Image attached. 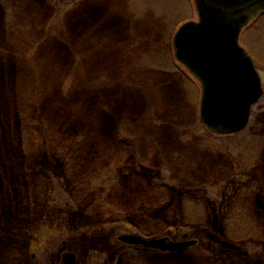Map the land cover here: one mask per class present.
I'll list each match as a JSON object with an SVG mask.
<instances>
[{
	"label": "rangeland",
	"instance_id": "1",
	"mask_svg": "<svg viewBox=\"0 0 264 264\" xmlns=\"http://www.w3.org/2000/svg\"><path fill=\"white\" fill-rule=\"evenodd\" d=\"M197 18L194 0H0V264H51L64 245L74 264H264V96L243 131L206 129L201 83L172 46ZM240 40L264 77V15ZM57 115L86 130L61 133ZM107 129L133 134L140 162L104 151ZM81 148L101 160L82 169ZM142 155L164 196L135 189L125 205L122 183L80 182L105 159L158 179ZM130 232L198 243L140 250L119 240Z\"/></svg>",
	"mask_w": 264,
	"mask_h": 264
},
{
	"label": "water",
	"instance_id": "2",
	"mask_svg": "<svg viewBox=\"0 0 264 264\" xmlns=\"http://www.w3.org/2000/svg\"><path fill=\"white\" fill-rule=\"evenodd\" d=\"M198 19L180 25L173 38L174 53L201 82L200 116L218 133L242 130L263 88L254 60L239 41L242 28L264 10V0H194ZM121 240L182 251L196 239L173 241L168 236L144 238L136 233ZM75 253L67 259L75 261Z\"/></svg>",
	"mask_w": 264,
	"mask_h": 264
},
{
	"label": "trees",
	"instance_id": "3",
	"mask_svg": "<svg viewBox=\"0 0 264 264\" xmlns=\"http://www.w3.org/2000/svg\"><path fill=\"white\" fill-rule=\"evenodd\" d=\"M170 56H172V52L171 50L169 52H167V59H171L169 58ZM178 72H182L184 73L178 66L177 68H175ZM181 75L183 76L184 74ZM57 117L59 118H55L58 122L61 123H55L56 126H58L60 128V132L62 133L63 131H66L67 133L69 132H73L74 134L76 133H82L83 130H86L84 128H80L79 126L76 125L75 126H71L68 125L67 123L63 122V119L60 118L59 115H57ZM129 132V131H128ZM102 135L105 137V142L109 143L107 145H105L104 151H108V147H115V148H120L119 149V158L122 160L125 157V160L128 159L129 160L135 162V160H137V162H140L138 159H135V157L130 156L129 153H134L137 155L138 154L136 152H131L132 150V145H134L136 143V140L134 137H132L133 134L130 133H126V134H121L119 135V133L117 134H112V132H110V130L107 129L106 132L102 131ZM84 144V143H83ZM83 144H78V145H83ZM84 146V145H83ZM76 151V150H75ZM85 149H80L78 151H76V153L82 157V160L85 161L83 164V168H89L91 167V163H89V161L93 158H96V156L98 157L99 160H101L99 158L100 154H103L101 152H98L97 154L92 153V152H87L85 153ZM115 152V151H114ZM117 153V152H115ZM84 155H88L89 157L87 158ZM107 155V153H106ZM105 155V156H106ZM145 157L144 155H142L140 157V160ZM104 158V156H103ZM113 161L114 160H108L102 164V166L100 168L97 169V166L95 168L94 173H90L88 176L86 175L85 177H83L80 182H82V186L85 188H90L91 190L95 191L96 189H111L109 186H119L116 185L117 183H122L121 185V201L123 203H125V205H131L136 203L135 201V197L129 195V193H127V191H133L136 189L137 190H143V193L145 195H154L156 197H161L164 196L165 194H167V189L165 184L162 182V176L160 174V170L162 169L161 166L159 165L160 163H157L156 160H152L150 158H143L142 160V164L144 165L143 168H150L153 169L155 171H153L154 173L157 171V175L156 176L158 179L154 178V174H152L153 176H136L134 171H128L125 173V169L118 167V168H114L113 165ZM125 161H119L118 164H123ZM1 163V162H0ZM89 163V165H87ZM142 169V168H141ZM143 174H147L143 171H141ZM9 180V178H7ZM161 179V180H160ZM14 182V180H11V183ZM91 187V185H93ZM149 185V187H151L150 191H145V186ZM96 188V189H95ZM105 189V190H106ZM94 193V192H93ZM127 194V195H126ZM14 196V194H13ZM130 208V207H129ZM234 244H236L234 242ZM232 254L234 255V253L232 252ZM219 257H217L218 259Z\"/></svg>",
	"mask_w": 264,
	"mask_h": 264
},
{
	"label": "flooded vegetation",
	"instance_id": "4",
	"mask_svg": "<svg viewBox=\"0 0 264 264\" xmlns=\"http://www.w3.org/2000/svg\"><path fill=\"white\" fill-rule=\"evenodd\" d=\"M264 15V10H261V11H259V12H257L254 16H252V18L250 19V21H249V23L251 22V21H255V20H257L258 18H260L261 16H263ZM248 27V26H247ZM244 46H245V44L244 43H242ZM246 47V46H245ZM247 48V50H248V47H246ZM249 51V50H248ZM249 53H250V51H249ZM251 54V53H250ZM251 56H252V58H253V60H254V63H255V66H256V68H257V70H258V72H259V74H260V77H261V84H262V88H263V94H262V96H261V98L264 96V77H263V74H261V68H260V66H259V61L258 60H255L254 59V56L251 54ZM260 98V99H261ZM259 99V100H260ZM258 100V101H259ZM258 101L252 106V108H251V115H252V112H253V108H254V106L258 103ZM250 120H251V118H250ZM249 123H250V121H249ZM249 123H248V125H249ZM247 125V126H248ZM169 237V240H173V241H176L175 239H173L171 236H168ZM119 238V237H118ZM184 239H189V238H184ZM181 240V239H180ZM121 241V240H120ZM122 242V241H121ZM128 244V243H127ZM129 246L130 245H132L133 246V248H136V249H140V250H150V251H154V250H157V252L159 251V249L157 248V247H149V246H144L143 244L141 245V244H128ZM189 248V247H188ZM186 250H184V251H182V252H185ZM69 252H74L73 250H71L70 249V246H67V245H64V246H62V248H60V249H58V251H57V254H56V258H55V260H52V261H50L51 262V264H70L69 263V261H68V259H67V254L69 253ZM112 258L114 257L113 255L111 256ZM75 258H76V260H77V257L75 256ZM76 260L74 261V263L76 262ZM73 263V264H74Z\"/></svg>",
	"mask_w": 264,
	"mask_h": 264
}]
</instances>
